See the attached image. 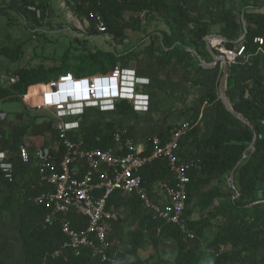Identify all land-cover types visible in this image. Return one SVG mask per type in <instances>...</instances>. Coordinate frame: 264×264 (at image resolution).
Here are the masks:
<instances>
[{
    "label": "rangeland",
    "instance_id": "374dc122",
    "mask_svg": "<svg viewBox=\"0 0 264 264\" xmlns=\"http://www.w3.org/2000/svg\"><path fill=\"white\" fill-rule=\"evenodd\" d=\"M89 4V1L78 0H33V5L25 7L15 0H0V86L10 87L6 85L7 77L16 69L56 67L66 50L69 51L67 61L70 64H75L80 54L89 51L112 53L124 58L125 66L133 68L138 76L149 75L150 85L145 86V90L151 94V104L146 111L130 109L126 115L117 109L103 112L93 108L79 117V122L84 125L109 122L114 123L115 128L122 124L130 128L132 136L140 144L150 135L172 129L182 121H187L189 125L195 122L199 128L198 136L192 141L182 138L180 151L189 155L204 149L203 141L210 128L213 104L209 98L211 95L219 97L218 83L222 69L214 70L215 67L200 65L199 59L207 62L208 57L192 34L194 27L191 24L181 27L175 17L162 15L155 10H124L117 17V30L120 32L119 38H115L114 33L107 29L99 31L86 16L85 9ZM172 4L175 5V2ZM256 5L257 8L252 11L264 12V0H257ZM238 7V2H235L240 26L239 36L235 40L236 48L233 47L236 51H240L243 28L246 27L245 10L240 11ZM174 32L176 35L172 40L176 39L177 44L191 50V56L182 64L162 67L144 53L134 57L128 55L130 49L147 46L160 49L165 37L172 36ZM218 32V25L213 24L209 27L208 35ZM2 50L11 51L12 55L7 56ZM240 52L243 53L242 50ZM246 62L241 59L230 67L239 70ZM117 63L118 67L124 65L122 60ZM198 66L206 70H196ZM48 90L46 83H37L30 86L24 98L13 93L0 94V138L9 136L14 129L17 133L16 143L10 146L12 153L15 154L20 146L34 149L48 143V133L41 136L28 133L29 123L49 117L46 109L32 107L43 95H48ZM29 166L34 167L33 164ZM35 179V175L29 173L16 176L13 201L8 208L0 210V264H25L16 222L23 199L31 200L30 190ZM164 179L165 176L150 179V192L156 199L161 192L159 183ZM234 191V174L232 178L226 174L198 183L191 190L187 211L190 219L199 221V228L190 231L193 237L188 247L197 253V264H264V213L260 212V208L250 209L254 205L264 204L261 192L243 206L246 208L245 222L258 231L257 241L254 244L242 240L219 243L215 239L226 223L224 212L229 210L231 201L237 200ZM5 192L6 188L0 182V202ZM119 200L116 208L120 220L114 227L112 225V242L113 251L122 255L147 212L132 198L120 197ZM147 215L148 219L155 220L150 214ZM152 234L155 240L151 238ZM176 252L177 244L173 237L162 232L152 233L144 228L136 249V261H139L138 264H175ZM67 255L64 253L61 256ZM131 257L130 253H125L111 264H125Z\"/></svg>",
    "mask_w": 264,
    "mask_h": 264
},
{
    "label": "trees",
    "instance_id": "16d2710c",
    "mask_svg": "<svg viewBox=\"0 0 264 264\" xmlns=\"http://www.w3.org/2000/svg\"><path fill=\"white\" fill-rule=\"evenodd\" d=\"M19 4L28 7L33 5V0H15ZM89 1V7L85 9L86 16L91 19L97 29L102 24L104 30L114 33L115 38H119V23L117 17L121 11L129 10L142 12L145 10H155L162 15L175 17L181 27L191 24L194 27L193 36L199 41L207 55V62H210L211 56L205 48L203 38L209 34V27L217 24L219 34L226 41L223 42L225 48L232 49L235 40L239 36L240 26L237 20V12L234 3L238 2L239 10L244 9L246 27L243 32L245 36L243 49L245 53H251L250 59L242 65L241 69L236 70L228 66V75L226 80V97L233 112L240 114L247 122L244 123L234 117L225 107L220 98L211 95L209 102L215 105L214 121L210 124L208 133L205 135L203 144L204 149L194 154H185L180 151V156L188 161H193V167L190 171V182L188 184V202L191 198V190L198 183L208 182L222 175H228L232 168L240 163L234 171V185L237 200L229 204V210L224 212L226 223L222 226L215 239L219 243H229L231 241L242 240L254 244L257 241L256 229H253L245 222V210L243 206L252 202L254 195L261 192L264 198V59L263 54L256 53L257 44L252 42L254 36H260L263 40L261 44L264 51V12L252 11L257 8V0H78ZM175 2V5L172 3ZM89 12L94 16L90 17ZM98 17V18H97ZM174 32L165 37V42L160 49L145 48L130 49L129 56H137L140 53L153 58L157 66H168L170 64H182L191 54L187 51L185 45L177 44L176 39L172 37ZM197 48V46H196ZM192 49V48H191ZM3 54L11 56V51L2 50ZM68 50L62 56L60 63L56 67L44 69L42 66L35 68H20L14 70L17 81L9 88L0 86V94L13 93L17 96H23L30 86L37 83L44 84L50 80H55L58 76L65 73H72L75 77L90 76L96 74H107L114 67L118 66V60L123 59L115 54L107 52L89 51L80 54L75 64L67 61ZM238 63V62H237ZM236 64V63H235ZM219 65V64H218ZM216 65L215 68L218 66ZM122 67H127L121 65ZM196 70H206L198 66ZM115 109L119 110L122 115H126L131 105L125 100L115 104ZM91 111L88 109L84 114ZM37 118V116H34ZM193 119H191V122ZM237 123L238 127L232 126ZM121 124V123H118ZM114 123H92L84 125L80 123L79 129L75 134L69 133L68 136L74 141H80L83 148H100L107 149L111 145V132L115 129ZM117 128L125 127L118 125ZM171 129V128H170ZM170 129H166L168 132ZM129 135H132L130 128L127 127ZM28 133L31 136H41L49 134L50 139L58 140L57 131L54 128L53 120L50 117L42 118L40 121H32L28 125ZM160 131L157 134L161 135ZM199 134V128L192 122L183 139L189 138L192 141ZM254 134L256 135L253 141ZM16 129L7 137L0 138V151L12 154L9 161L13 166V181H7L0 170V182L6 188L5 194L1 198L0 210L10 206L14 197V187L16 176L29 173L35 175L30 194L31 200L23 199L21 203L16 229L20 239V248L25 264H111L117 257H123L124 254L132 255L130 261L125 264H138L136 261V249L142 238L144 228L149 229L152 233H165L173 237L177 244L175 264H197L198 255L189 249V242L192 240L186 237L175 225L163 224L157 220L148 219V215L139 222V228L134 232L130 245L124 254L115 255L109 262H102L99 258L85 255H67L52 258V253L57 245L63 241V235L60 232L59 225L56 221L51 224L45 223V217L50 213L51 208L44 204H36L32 198L39 194L44 186L39 180L35 167L23 165L11 151V145L16 143ZM181 138V139H182ZM182 139V140H183ZM181 141V140H180ZM43 146V145H42ZM149 150V149H148ZM148 150L146 151L148 153ZM149 176H145V187L150 192V179L160 178L168 175V170L163 161L156 160L146 168ZM198 174H201L199 176ZM122 197V196H120ZM119 197V198H120ZM136 204H140L138 200ZM119 199L115 204H119ZM262 205V204H261ZM254 205L250 209L260 208L264 213V204ZM189 211H185L184 217L187 220L188 231H195L199 228V221L189 218ZM68 218L71 226L76 229L85 226L84 219L70 212ZM120 220V218H119ZM119 220L117 222H119ZM192 220V221H191ZM117 222L113 223V227ZM160 230L157 231V228ZM113 231L109 238L112 241ZM154 239V234L151 235ZM155 240V239H154ZM125 262L124 260L122 261Z\"/></svg>",
    "mask_w": 264,
    "mask_h": 264
},
{
    "label": "built area",
    "instance_id": "2783aa9c",
    "mask_svg": "<svg viewBox=\"0 0 264 264\" xmlns=\"http://www.w3.org/2000/svg\"><path fill=\"white\" fill-rule=\"evenodd\" d=\"M89 16L94 15L89 12ZM98 30H104L102 24L98 25ZM209 42L228 65L241 59L248 61L252 56L245 53L243 46L241 53L234 48H225L221 39L212 38ZM252 42L258 45L256 53L264 55L262 38L254 36ZM16 81L17 76L11 74L6 85H13ZM46 85L52 101L33 104L32 107L48 111L58 140L49 138L46 145L34 149L20 146L15 156L23 165L33 164L36 168L44 188L32 201L51 208L44 221L46 224L56 221L63 235V241L56 246L52 257L64 253L87 254L102 262L111 261L117 253L113 251L109 235L113 223L120 218L115 204L120 196L135 198L155 220L175 225L186 237L192 238L184 213L194 163L180 156V140L190 128L187 121L161 135L152 134L141 144L129 135L127 127L115 128L107 149L83 148L80 141L68 136L79 129L78 118L88 109L111 112L117 102L125 100L133 111H146L150 99L145 86L149 85V79L138 76L133 68L116 66L107 74L75 77L65 73ZM11 155L0 151V170L9 182L13 181ZM156 160L163 161L168 170L164 181L159 183L161 192L157 199L147 191L144 178V170ZM70 212L84 219L83 228L71 226Z\"/></svg>",
    "mask_w": 264,
    "mask_h": 264
},
{
    "label": "water",
    "instance_id": "95a60500",
    "mask_svg": "<svg viewBox=\"0 0 264 264\" xmlns=\"http://www.w3.org/2000/svg\"><path fill=\"white\" fill-rule=\"evenodd\" d=\"M245 36V32L242 36V39ZM212 38H217V39H221L223 42L226 41V39L220 35V34H214V35H206L203 40L205 43V48L207 50V52L210 54L212 61L207 63L204 60L199 59V63L202 67H215L217 64H221L223 65L222 67V73L221 76L219 78V83H218V92H219V98L222 101V103L224 104V107L237 119H239L240 121L247 123L240 114H237L235 112H233V110L231 109V106L227 100L226 97V79H227V71H228V63L226 61V59L221 56V55H217L213 49V47L210 45L209 40ZM188 51H191L190 49H187ZM256 135L254 134V138L253 141L255 140ZM240 163V161L237 162V164L232 168V170L229 173V177L232 178L234 171L236 169V167L238 166V164Z\"/></svg>",
    "mask_w": 264,
    "mask_h": 264
},
{
    "label": "crops",
    "instance_id": "0c3cea01",
    "mask_svg": "<svg viewBox=\"0 0 264 264\" xmlns=\"http://www.w3.org/2000/svg\"><path fill=\"white\" fill-rule=\"evenodd\" d=\"M243 29H245V28H243ZM243 44H244V42L242 43V45L241 46H243ZM236 45V44H235ZM234 45V48H236V46ZM241 48V47H240ZM262 56H264V55H262ZM244 59H245V57H244ZM249 59H250V57H249ZM240 61V60H239ZM262 64H264V59H262ZM222 67H223V65L222 64H219L214 70H217L218 68H221L222 69ZM149 76V75H148ZM148 76H143V77H147L148 79H149V85H150V78L148 77ZM149 85H148V87H149ZM145 89H146V87H145ZM49 91V90H48ZM148 94H149V103L151 104V101H152V99H151V94H150V92L148 91L147 92ZM44 96V95H43ZM211 107H212V111H211V119H210V124H212L213 123V121H214V111H215V105L214 104H211ZM196 125H198L197 123H195ZM232 126H234V127H238V124L237 123H233L232 124ZM144 174H145V176H149V172H148V170L147 169H145L144 170ZM120 199V198H119Z\"/></svg>",
    "mask_w": 264,
    "mask_h": 264
},
{
    "label": "bare ground",
    "instance_id": "6f19581e",
    "mask_svg": "<svg viewBox=\"0 0 264 264\" xmlns=\"http://www.w3.org/2000/svg\"><path fill=\"white\" fill-rule=\"evenodd\" d=\"M46 87L49 89V87L46 85ZM52 101L51 99V92H50V89L48 91V95H44L38 102H36L34 105H37V104H41L43 102H50Z\"/></svg>",
    "mask_w": 264,
    "mask_h": 264
}]
</instances>
